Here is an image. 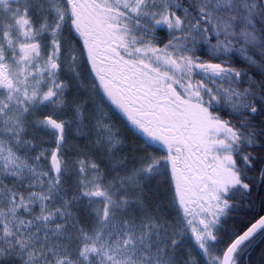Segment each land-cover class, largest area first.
Instances as JSON below:
<instances>
[{
  "label": "snow or ice",
  "instance_id": "1",
  "mask_svg": "<svg viewBox=\"0 0 264 264\" xmlns=\"http://www.w3.org/2000/svg\"><path fill=\"white\" fill-rule=\"evenodd\" d=\"M0 264H264V0H0Z\"/></svg>",
  "mask_w": 264,
  "mask_h": 264
}]
</instances>
